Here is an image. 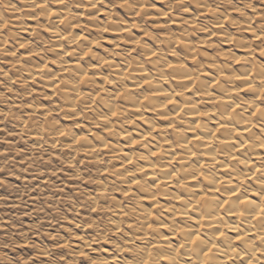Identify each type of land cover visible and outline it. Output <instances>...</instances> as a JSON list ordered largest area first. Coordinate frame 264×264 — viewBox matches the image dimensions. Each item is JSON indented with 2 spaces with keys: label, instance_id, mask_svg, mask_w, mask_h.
<instances>
[{
  "label": "bare ground",
  "instance_id": "6f19581e",
  "mask_svg": "<svg viewBox=\"0 0 264 264\" xmlns=\"http://www.w3.org/2000/svg\"><path fill=\"white\" fill-rule=\"evenodd\" d=\"M116 1L128 15L147 4ZM185 2L171 0L163 11L148 5L141 13L181 28L179 20L165 19L178 5L189 29L198 27L195 16L210 23L211 31L198 27L204 35L198 47L187 31L155 38L131 19L119 20L100 0H0V29L8 17L17 29L0 34V59H9L18 35L26 36L18 49L40 38L39 26L57 57L54 68L28 50L18 53L26 62L18 71L48 88L68 117L75 114L80 95L86 117L91 115L105 135L91 129H82L88 136L75 128L56 131L47 120L46 131H25L31 144L45 140L55 147L57 135L84 157L96 160L105 153L127 166L114 171L119 179H107L130 201L124 207L112 201L106 229L117 236L106 241L100 231L68 248L77 257L96 241L104 244L91 263L264 264V4L240 13L237 7L220 11L195 0L196 12L188 13ZM21 8L27 22L13 14ZM82 15L87 31H106L107 37H100L108 46L99 45V52L92 50L93 34L75 31ZM234 15L239 22L232 21ZM255 18L260 25H253ZM226 23L236 25L233 31ZM214 39L220 49L212 46ZM132 50L136 57L125 55ZM100 183L101 193L106 184Z\"/></svg>",
  "mask_w": 264,
  "mask_h": 264
},
{
  "label": "rangeland",
  "instance_id": "374dc122",
  "mask_svg": "<svg viewBox=\"0 0 264 264\" xmlns=\"http://www.w3.org/2000/svg\"><path fill=\"white\" fill-rule=\"evenodd\" d=\"M100 1L120 17L116 18L127 21L131 19L129 22H134L139 29L141 28L142 31L155 36V38L171 34L180 35L181 31H187L186 37L191 40L194 46L198 47L204 40L202 38L204 35L199 34L203 31L200 28L205 27L207 30L204 31L212 29L210 23L203 24L197 16H195V24L200 28L189 29L188 20L186 23V19H183L187 17L186 12L183 7L178 5H175L176 7L172 5L165 19L179 20L181 28H175L168 23L159 24L155 20H149V16L144 15L143 12L141 13L148 9V5H152L153 9L163 11V7L169 8L171 0H143L144 4H147L143 10L134 15L124 12L121 4L116 0V2L114 0ZM185 1L187 12H196L195 0ZM199 1L206 2L211 7H217V10L220 11L225 9L224 11L230 12L232 9L234 10V7H237L240 9V13H252L250 11L259 10L263 6L261 3L264 4V0ZM14 3L16 7L21 5H18L19 2ZM22 13H24L23 8L13 12L18 15V17L16 16L18 21L27 22L28 17L23 16ZM262 14L264 16V12ZM84 15L80 16L81 18L78 17L77 20L80 22L75 26V31L79 32L80 28L84 35L88 32V35L93 34L95 36L92 35L95 39L93 47H95L92 50L99 52V45L106 46L101 43L102 39L107 37L106 31L102 29L95 30V32L87 31L88 26L82 22L86 18ZM35 20L33 19L34 22ZM232 21L239 22V19L234 15ZM251 22L253 25L261 24V21L256 18ZM235 26L226 23L225 28L230 27V30L233 31ZM35 29L40 38L23 42L21 45L23 48L18 49L19 44L26 38L24 35H18V44L15 43L16 45L13 46V53L9 52V59L6 62L4 59H0V264H96L97 262H89V259L96 256L100 251L97 249L98 246L104 244L97 245L96 241L93 243L94 245H91V249L84 250V248V252L77 257L70 253L68 248L74 242H79L78 238L83 237V239L90 240L100 231L105 232L103 234L106 241L117 236L112 230L111 234L110 229H106V227L109 228L107 224L112 215V201L118 202L123 207L129 205L130 201L118 188L119 185H116L112 180L109 182L107 179L118 178L113 175L114 171L127 166L117 164L120 163L118 160H110L109 155L105 153L98 154L100 156L96 160H92L88 156L84 157L78 147L71 150L64 146L57 135H55V139H57L55 147L50 148L45 140L39 145L31 144L25 131L31 129L46 131L47 123L56 126V131L60 129L74 131L76 129L74 132H77L82 129L87 131L91 129L98 135L100 134L99 136H105L100 127L92 124L94 120L92 121L91 115L88 116L89 118L86 117L83 105L79 101L80 95L75 97L77 110L73 112L76 114L79 111L78 116L74 114L68 117L69 114L65 112L66 108L60 106L56 97L50 95L48 88L42 87L38 81L25 80L24 73L18 71V67L26 66L24 58H18V55L28 52V50L35 52V57L38 55L37 57L43 58L41 60L46 61L47 68L49 67L51 70L54 68L53 65L57 57H54L49 51L51 47L48 37L39 26L36 25ZM195 29L196 31H194ZM15 30L17 29L11 24V18L8 17L5 26L0 29V34ZM134 33L137 32L134 31ZM206 41L208 40L205 39ZM211 41H213V47L219 49L222 47V44L215 39ZM208 52L210 53V51ZM125 55L136 57L138 52L132 50L130 54L125 53ZM27 65L29 64L27 63ZM105 85V88H109L107 84ZM43 114L45 115L43 116ZM32 124L34 126L29 127ZM19 130H23V132H19ZM84 130L82 131L83 136H88L87 131ZM105 138L107 141L110 140L108 137ZM97 183H105L107 189L105 188V191L100 193L97 190ZM93 248H95L94 252Z\"/></svg>",
  "mask_w": 264,
  "mask_h": 264
},
{
  "label": "snow or ice",
  "instance_id": "6c2138e0",
  "mask_svg": "<svg viewBox=\"0 0 264 264\" xmlns=\"http://www.w3.org/2000/svg\"><path fill=\"white\" fill-rule=\"evenodd\" d=\"M262 116H264V113H262ZM218 191V190H217ZM241 203H247V200H245V201H241ZM221 235H223V233H221ZM193 243H195L196 241H192Z\"/></svg>",
  "mask_w": 264,
  "mask_h": 264
}]
</instances>
